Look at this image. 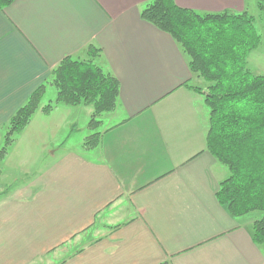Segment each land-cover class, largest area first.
I'll use <instances>...</instances> for the list:
<instances>
[{"label": "crops", "instance_id": "1", "mask_svg": "<svg viewBox=\"0 0 264 264\" xmlns=\"http://www.w3.org/2000/svg\"><path fill=\"white\" fill-rule=\"evenodd\" d=\"M149 1L13 0L0 10V127L64 56L88 59L89 44L119 82L95 148L60 140L77 110L90 115L65 104L37 110L8 146L0 264H264V244L251 236L264 212L234 217L218 202L229 172L206 149L209 109L187 87L200 77L179 44L140 17ZM175 2L200 12L248 8L247 0Z\"/></svg>", "mask_w": 264, "mask_h": 264}, {"label": "trees", "instance_id": "2", "mask_svg": "<svg viewBox=\"0 0 264 264\" xmlns=\"http://www.w3.org/2000/svg\"><path fill=\"white\" fill-rule=\"evenodd\" d=\"M13 0H0V10ZM259 10L263 0L257 1ZM140 17L168 33L187 56L191 72L205 86L187 87L202 96L209 109L206 149L228 169L219 183L218 202L234 217L264 212V73H253L247 56L260 43L255 17L241 12H200L175 0H151ZM100 48L89 44L88 59L64 56L45 83L37 86L14 111L5 126L0 160L17 133L37 110L49 114L57 104L91 107L87 126L94 132L82 141L83 149L100 142L99 117L115 109L119 82L93 61ZM48 85L56 88L54 102L42 104ZM252 240L264 244V215L252 223Z\"/></svg>", "mask_w": 264, "mask_h": 264}, {"label": "rangeland", "instance_id": "3", "mask_svg": "<svg viewBox=\"0 0 264 264\" xmlns=\"http://www.w3.org/2000/svg\"><path fill=\"white\" fill-rule=\"evenodd\" d=\"M258 0H247L246 9L250 14L255 17V27L257 32L260 35V43L257 48L253 49L247 56V66L253 73H264V9L259 10L257 6ZM264 5V0H263ZM199 80L195 81V84L200 86L205 85V81L202 78H198ZM193 82V81H192ZM194 83V82H193ZM56 97V88L53 85H48L47 91L41 101L42 104L52 103L54 102ZM63 106V104H60ZM88 110L91 112V107L87 106ZM85 109V108H83ZM106 117V113L102 114L99 119ZM76 125L74 126H66L59 130L60 140H65L68 136H70V141L73 143L75 139L83 140L87 135L94 132V130L90 129L87 126L89 121V115H86L85 112L81 110H77L76 114L71 117ZM77 126V127H76ZM76 127V129H73ZM101 126L96 130H101ZM7 131L6 127H0V148L4 143V134ZM73 131V132H72ZM72 132V133H71ZM80 145V143H79ZM257 212H254L252 216L256 215Z\"/></svg>", "mask_w": 264, "mask_h": 264}]
</instances>
